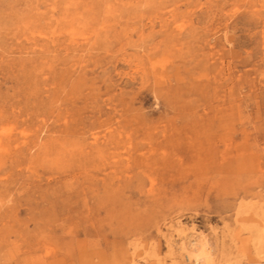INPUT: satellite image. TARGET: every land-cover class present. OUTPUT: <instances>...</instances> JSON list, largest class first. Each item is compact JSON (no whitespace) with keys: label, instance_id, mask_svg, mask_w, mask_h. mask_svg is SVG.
<instances>
[{"label":"rangeland","instance_id":"374dc122","mask_svg":"<svg viewBox=\"0 0 264 264\" xmlns=\"http://www.w3.org/2000/svg\"><path fill=\"white\" fill-rule=\"evenodd\" d=\"M263 221L264 0H0V264H264Z\"/></svg>","mask_w":264,"mask_h":264},{"label":"bare ground","instance_id":"6f19581e","mask_svg":"<svg viewBox=\"0 0 264 264\" xmlns=\"http://www.w3.org/2000/svg\"><path fill=\"white\" fill-rule=\"evenodd\" d=\"M179 74H175V78H176V82H179ZM67 131V130H65ZM72 133V132H71ZM112 144V142L110 143V145ZM98 153H101V149H97ZM222 167V166H221ZM264 224V221H263ZM208 244L205 240L202 239V237H195L191 248H186V247H182L181 250L185 251V259L188 262H194L196 264H204L207 263V261H209V250H208ZM132 264H134V261H132Z\"/></svg>","mask_w":264,"mask_h":264}]
</instances>
